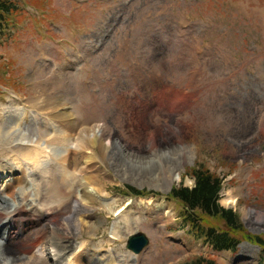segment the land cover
I'll return each instance as SVG.
<instances>
[{"label":"rangeland","instance_id":"1","mask_svg":"<svg viewBox=\"0 0 264 264\" xmlns=\"http://www.w3.org/2000/svg\"><path fill=\"white\" fill-rule=\"evenodd\" d=\"M12 1L17 10L0 31V114L14 96L38 112L64 98L77 123L98 125V140L112 146L80 175L116 199L113 211L130 202L125 209L137 217L106 242L113 211L98 201L74 209L73 190L61 209L46 211L39 241L51 219L75 215L87 225L79 222L71 241L87 249L102 242L101 254L109 250L117 264H130L126 243L136 232L149 243L134 264H259L260 248L246 237L264 239V0ZM76 160L79 169L84 155ZM198 167L221 179L219 204L236 213L242 232L195 217L238 240L235 252L197 239L169 198L172 188L193 186Z\"/></svg>","mask_w":264,"mask_h":264},{"label":"bare ground","instance_id":"2","mask_svg":"<svg viewBox=\"0 0 264 264\" xmlns=\"http://www.w3.org/2000/svg\"><path fill=\"white\" fill-rule=\"evenodd\" d=\"M11 100L0 114V153L5 155L0 161V264H117L112 261L109 250L101 254L104 252L102 242L87 249L85 241H71L78 223L87 225L79 216L72 215L59 223L51 219L49 227L43 229L48 238L42 243L35 236L44 226L41 220L46 211L53 207L61 209L73 190L74 209L76 205L84 208L98 201L104 210L113 211L116 199L101 190L98 180H92L90 175H80L95 169V160L103 163L111 152V143L98 140L101 131L98 125L77 123L75 114L62 97L54 105H50V100L46 101L47 107L41 112L25 109L19 97L14 96ZM57 120L63 124H58ZM96 147L100 157L94 150ZM77 153H82L85 159L79 169ZM167 182H171L169 176ZM44 195L47 201L41 203ZM25 196L30 197L23 203ZM129 204L126 202L113 211L114 219L107 231L106 242L119 239L121 223L124 226L136 223V214L125 209ZM243 214L246 216L248 210ZM100 225L101 221L89 223L92 229ZM33 238L38 242L31 244ZM11 245L16 249L15 253L10 249ZM131 254L129 258L124 257V261L134 264L135 255Z\"/></svg>","mask_w":264,"mask_h":264},{"label":"trees","instance_id":"3","mask_svg":"<svg viewBox=\"0 0 264 264\" xmlns=\"http://www.w3.org/2000/svg\"><path fill=\"white\" fill-rule=\"evenodd\" d=\"M17 10L12 0H0V31L5 24V18ZM193 178L191 188L179 186L169 192V198L179 202L183 209V217L195 231L197 239H202L215 251L230 250L235 252L239 241L232 238L227 231H219L213 227H204L195 217V211H199L209 217H217L232 232H242L241 223L236 213L231 209H225L219 204V192L222 181L219 177L202 168H195L190 173ZM133 196H140L141 192L130 188ZM246 239L260 248L259 264H264V239L247 236ZM186 264H216L210 259L198 257Z\"/></svg>","mask_w":264,"mask_h":264},{"label":"water","instance_id":"4","mask_svg":"<svg viewBox=\"0 0 264 264\" xmlns=\"http://www.w3.org/2000/svg\"><path fill=\"white\" fill-rule=\"evenodd\" d=\"M149 243L148 238L142 232L131 234L127 239L126 248L128 251L137 255Z\"/></svg>","mask_w":264,"mask_h":264}]
</instances>
